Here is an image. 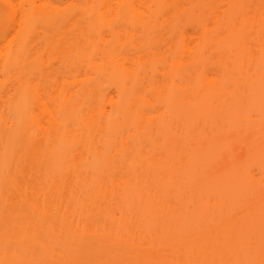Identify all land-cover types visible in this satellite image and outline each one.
Returning a JSON list of instances; mask_svg holds the SVG:
<instances>
[{
  "label": "bare ground",
  "instance_id": "bare-ground-1",
  "mask_svg": "<svg viewBox=\"0 0 264 264\" xmlns=\"http://www.w3.org/2000/svg\"><path fill=\"white\" fill-rule=\"evenodd\" d=\"M37 14L0 44V264H264V0Z\"/></svg>",
  "mask_w": 264,
  "mask_h": 264
},
{
  "label": "rangeland",
  "instance_id": "rangeland-1",
  "mask_svg": "<svg viewBox=\"0 0 264 264\" xmlns=\"http://www.w3.org/2000/svg\"><path fill=\"white\" fill-rule=\"evenodd\" d=\"M3 3L4 9H2L3 15L5 16V20H0V44H5L9 40L18 39V30L20 25L17 21V17L19 18L21 14L26 11L32 14H39L41 17L43 11L45 10L47 2L51 3L55 6L56 10H60L61 14L71 13L73 4H78L83 0H0ZM101 0H97L99 2ZM114 1V0H113ZM12 13L14 16H12ZM12 17H16L13 21H7V15ZM38 14L36 17L38 18ZM76 18L70 19L66 23V29L70 28V24L75 22ZM27 47L30 50L31 56L30 60L36 61V55L38 54V49H43L45 47V38H44V26L41 20L36 19L32 25L29 38L27 40ZM58 68L65 70L64 66H59ZM5 88V85H1L0 83V91ZM242 150V148H241ZM260 173L256 171V176H259Z\"/></svg>",
  "mask_w": 264,
  "mask_h": 264
}]
</instances>
